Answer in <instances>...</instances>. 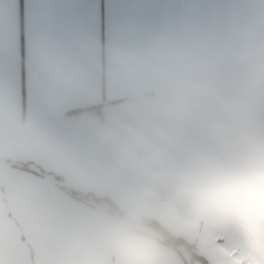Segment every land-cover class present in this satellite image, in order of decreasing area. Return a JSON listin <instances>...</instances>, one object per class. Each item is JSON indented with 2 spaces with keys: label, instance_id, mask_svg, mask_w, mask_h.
Here are the masks:
<instances>
[{
  "label": "crops",
  "instance_id": "crops-1",
  "mask_svg": "<svg viewBox=\"0 0 264 264\" xmlns=\"http://www.w3.org/2000/svg\"><path fill=\"white\" fill-rule=\"evenodd\" d=\"M192 92L216 103L264 98V0H0V233L18 257L126 264L109 236L131 226L110 214L106 222L52 178H67L53 151L74 127L57 125ZM154 240L150 264H189Z\"/></svg>",
  "mask_w": 264,
  "mask_h": 264
},
{
  "label": "rangeland",
  "instance_id": "rangeland-1",
  "mask_svg": "<svg viewBox=\"0 0 264 264\" xmlns=\"http://www.w3.org/2000/svg\"><path fill=\"white\" fill-rule=\"evenodd\" d=\"M71 120L57 125L74 127L55 139L58 152L53 151V156L62 161L54 160L62 165L65 184L75 190L90 189L94 194L84 195L107 197L121 210L106 201H90L101 208L106 222L110 215L131 227L126 216L156 220L173 236L194 245L209 264L215 261L210 238L229 233L264 236V211L259 221L220 222L214 215L196 213L189 200L176 195L167 178L173 171L247 167L240 133L247 128L264 143V98L216 103L199 92L179 99L159 94L88 110ZM48 146L51 143L39 144L33 150L37 153ZM138 229L158 236L150 227ZM183 253L189 264H201Z\"/></svg>",
  "mask_w": 264,
  "mask_h": 264
},
{
  "label": "clouds",
  "instance_id": "clouds-1",
  "mask_svg": "<svg viewBox=\"0 0 264 264\" xmlns=\"http://www.w3.org/2000/svg\"><path fill=\"white\" fill-rule=\"evenodd\" d=\"M240 140L246 146L245 168H202L173 171L167 178L174 184L176 195L189 200L200 215H214L218 221H259L264 211V143L242 129ZM111 244L121 253L126 264H150L155 240L146 232L125 224L110 230Z\"/></svg>",
  "mask_w": 264,
  "mask_h": 264
},
{
  "label": "snow or ice",
  "instance_id": "snow-or-ice-1",
  "mask_svg": "<svg viewBox=\"0 0 264 264\" xmlns=\"http://www.w3.org/2000/svg\"><path fill=\"white\" fill-rule=\"evenodd\" d=\"M214 264H264V236L252 237L241 234H223L210 238ZM7 253L13 264H27L18 257L15 240L0 233V264Z\"/></svg>",
  "mask_w": 264,
  "mask_h": 264
},
{
  "label": "trees",
  "instance_id": "trees-1",
  "mask_svg": "<svg viewBox=\"0 0 264 264\" xmlns=\"http://www.w3.org/2000/svg\"><path fill=\"white\" fill-rule=\"evenodd\" d=\"M52 178L57 184L61 185V188H63L66 192L70 193L72 196L78 197V198H80L84 201L86 200L88 202H90V201H96V202L106 201L114 209H117L118 211L120 210V209H118V207H116L114 205L113 201L109 198H96L95 196L92 198V196H89V195H80V194L76 193L75 191H73L72 189L67 188L68 186L64 183V180L62 177L54 175V177L52 176ZM120 214H121V216H124L123 212H121ZM126 218L133 225L134 229L140 230V229H138V226L139 227H150V228H152L155 231V233H157L158 236L155 237V235H153L149 232H146L148 235H150L153 238H156L162 244L168 246V248L169 247L173 248V250H176L177 252H179L182 257L185 258L184 253H183V250H184L185 252H187L188 254L191 255V258L194 261H197L201 264H209L204 258H202L201 256H199L197 254L196 249H195L196 247L194 245H191L188 241H186L185 239H183L181 237L173 236L158 221L147 220V219H141V220L133 221V220H129V218L127 216H126ZM140 231H143V230H140ZM143 232H145V231H143Z\"/></svg>",
  "mask_w": 264,
  "mask_h": 264
},
{
  "label": "water",
  "instance_id": "water-1",
  "mask_svg": "<svg viewBox=\"0 0 264 264\" xmlns=\"http://www.w3.org/2000/svg\"><path fill=\"white\" fill-rule=\"evenodd\" d=\"M132 220V219H131ZM133 221H136V220H133Z\"/></svg>",
  "mask_w": 264,
  "mask_h": 264
}]
</instances>
